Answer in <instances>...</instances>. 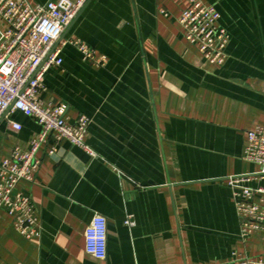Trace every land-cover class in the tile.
<instances>
[{
  "label": "crops",
  "instance_id": "1",
  "mask_svg": "<svg viewBox=\"0 0 264 264\" xmlns=\"http://www.w3.org/2000/svg\"><path fill=\"white\" fill-rule=\"evenodd\" d=\"M202 1L229 34L221 66L186 42L178 25L186 0L87 1L64 31L56 47L63 62L44 75L37 99L62 106L69 125L88 117L85 141L96 155L66 140L49 155L53 138L39 150L34 181L18 183L15 193L33 202L41 237H21L0 210V264L264 258L263 235L240 238L226 180L259 169L243 154L247 132L264 127V0ZM66 40L83 42L105 66L83 61L62 46ZM40 130L35 119L9 113L0 121V161L13 149L26 152ZM248 186L264 188V180ZM97 214L107 220L105 259L85 251V229Z\"/></svg>",
  "mask_w": 264,
  "mask_h": 264
},
{
  "label": "built area",
  "instance_id": "2",
  "mask_svg": "<svg viewBox=\"0 0 264 264\" xmlns=\"http://www.w3.org/2000/svg\"><path fill=\"white\" fill-rule=\"evenodd\" d=\"M88 0H49L33 6L28 0H0V121L9 113L19 112L35 119L41 130L30 140L26 152L19 149L0 161V210H5L13 229L25 239L40 238L41 224L30 197L15 193L20 182L34 181L41 159L39 150L53 138L54 146L48 151L54 154L55 145L68 141L90 157L95 153L86 144L90 119L80 116L69 125L65 109L44 104L37 99L44 90V75L63 60L58 43L64 31L74 22ZM187 7L178 18L186 42L196 46L203 59L211 65L221 66L226 59L229 34L219 25V12L202 0H186ZM164 16L167 13L161 11ZM77 49L83 61L97 67L105 66V58L83 42L63 41ZM16 131L18 123L10 122ZM243 160L259 169L248 175L228 177L227 185L235 201L239 217L240 238L247 241L255 234L264 236V188L248 186L250 181L264 180V127L247 132ZM128 225H131L127 221ZM107 220L94 215L85 229V251L96 259L106 258ZM228 264H264V258L235 255Z\"/></svg>",
  "mask_w": 264,
  "mask_h": 264
}]
</instances>
